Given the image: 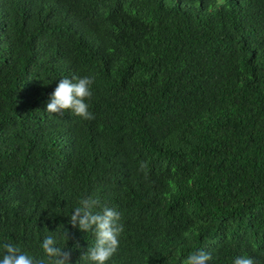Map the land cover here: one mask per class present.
Returning <instances> with one entry per match:
<instances>
[{
  "label": "trees",
  "instance_id": "16d2710c",
  "mask_svg": "<svg viewBox=\"0 0 264 264\" xmlns=\"http://www.w3.org/2000/svg\"><path fill=\"white\" fill-rule=\"evenodd\" d=\"M84 76L94 119L46 111ZM85 198L120 214L106 264H264V0H0V259L94 264Z\"/></svg>",
  "mask_w": 264,
  "mask_h": 264
},
{
  "label": "clouds",
  "instance_id": "9594fccd",
  "mask_svg": "<svg viewBox=\"0 0 264 264\" xmlns=\"http://www.w3.org/2000/svg\"><path fill=\"white\" fill-rule=\"evenodd\" d=\"M222 3L223 0H220ZM94 80L90 76L77 77L73 79L62 78L51 94V100L47 104L46 111L50 113L63 114L71 110L84 119H94L93 113L89 111V105L86 100L93 95L91 86ZM141 164V168H145ZM81 206L77 207L70 218V223L82 231L93 230L96 236L94 247L89 249L86 258L94 264H106L108 260L116 253L119 247V235L123 227L117 224L120 214L108 207H104L101 212H94L98 201L91 198H85L80 201ZM65 237L69 238L66 231ZM79 247V242L76 243ZM5 254L0 259V264H41L33 257L22 252L18 247L12 244L3 245ZM42 247L52 264H70L71 253L57 246L54 237H46L42 242ZM211 254L203 250L190 253L183 264H207L211 260ZM233 264H254V259L247 256H238Z\"/></svg>",
  "mask_w": 264,
  "mask_h": 264
}]
</instances>
